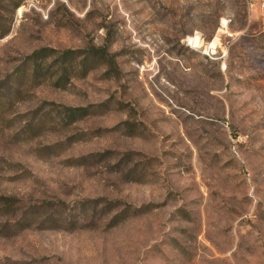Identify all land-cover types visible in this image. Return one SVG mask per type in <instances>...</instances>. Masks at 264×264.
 <instances>
[{
	"label": "rangeland",
	"instance_id": "374dc122",
	"mask_svg": "<svg viewBox=\"0 0 264 264\" xmlns=\"http://www.w3.org/2000/svg\"><path fill=\"white\" fill-rule=\"evenodd\" d=\"M0 264H264V9L0 0Z\"/></svg>",
	"mask_w": 264,
	"mask_h": 264
},
{
	"label": "trees",
	"instance_id": "16d2710c",
	"mask_svg": "<svg viewBox=\"0 0 264 264\" xmlns=\"http://www.w3.org/2000/svg\"><path fill=\"white\" fill-rule=\"evenodd\" d=\"M46 52H55L54 50L52 51H48L47 49H42V50H38L36 52H34L29 58L32 59L33 61H37L39 58H46L48 55H46ZM82 53V51H67L64 53V57L67 56L68 54H72V55H80ZM69 112H72V114H70V116H74L73 114L76 112H85L86 109H68Z\"/></svg>",
	"mask_w": 264,
	"mask_h": 264
},
{
	"label": "built area",
	"instance_id": "2783aa9c",
	"mask_svg": "<svg viewBox=\"0 0 264 264\" xmlns=\"http://www.w3.org/2000/svg\"><path fill=\"white\" fill-rule=\"evenodd\" d=\"M253 3L258 4L262 9H264V0H251Z\"/></svg>",
	"mask_w": 264,
	"mask_h": 264
},
{
	"label": "bare ground",
	"instance_id": "6f19581e",
	"mask_svg": "<svg viewBox=\"0 0 264 264\" xmlns=\"http://www.w3.org/2000/svg\"><path fill=\"white\" fill-rule=\"evenodd\" d=\"M197 44V40H191ZM211 47H214V43L211 44Z\"/></svg>",
	"mask_w": 264,
	"mask_h": 264
}]
</instances>
